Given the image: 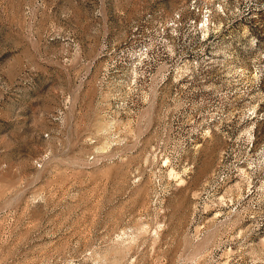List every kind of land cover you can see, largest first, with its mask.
Segmentation results:
<instances>
[{"label":"rangeland","instance_id":"374dc122","mask_svg":"<svg viewBox=\"0 0 264 264\" xmlns=\"http://www.w3.org/2000/svg\"><path fill=\"white\" fill-rule=\"evenodd\" d=\"M0 264H264V0H0Z\"/></svg>","mask_w":264,"mask_h":264}]
</instances>
